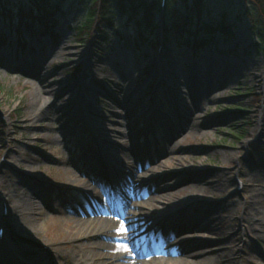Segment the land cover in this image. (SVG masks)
I'll list each match as a JSON object with an SVG mask.
<instances>
[{
  "label": "rangeland",
  "instance_id": "1",
  "mask_svg": "<svg viewBox=\"0 0 264 264\" xmlns=\"http://www.w3.org/2000/svg\"><path fill=\"white\" fill-rule=\"evenodd\" d=\"M63 1L54 16L57 37L24 26L23 50L14 32L17 24L0 19L6 38L0 49L11 54L8 64L0 54V227L5 229L0 264H38L24 256L25 248L53 255L46 264H59L58 253L81 264L86 250L77 245L78 228L70 226L87 215L98 217L99 226L108 219L120 222L118 217L132 223L128 234L136 254L130 251L129 264H168L170 257L181 255L163 254L162 249L195 238L205 241L208 254L221 256L222 264L228 259L235 264H264V54L255 48L244 13L249 3L205 0V21L216 27L225 18L234 37L217 33L210 43L195 48L164 37L159 12L154 14L157 27L144 32L147 40L138 37V26L125 16L113 27L95 18L91 35L80 38L78 27L85 23L92 0ZM188 1L192 6L194 0ZM185 3L178 0L175 8L186 12ZM20 4L28 12L32 8L30 0ZM64 41L66 48L50 57ZM26 55L29 62L23 58ZM220 57L224 61L217 66L219 72L226 73L233 62L236 67L250 63L258 69L250 74L241 68L242 75L216 93L196 96L195 76ZM181 102L185 109L179 108ZM84 108L91 111L88 119ZM80 142L97 151L107 143L113 151L104 160L83 157L76 152ZM256 148L262 152L256 154ZM110 155L127 157L128 162L116 166L118 177L113 173L109 178L111 192L105 169ZM133 172L136 190L130 197L131 185L125 181L130 177L132 181ZM178 178L190 183L198 178L200 190L207 183L211 192L220 180L231 181L214 195L193 196L201 208L216 209L215 216L199 222L206 228L187 220L183 227L177 220L160 231L164 224L158 217L183 207L190 191L173 193L166 201V193L153 190ZM16 184L35 200L38 214L33 222L5 208L6 194ZM90 231L91 242L107 238ZM187 233L197 236L181 238ZM208 260L203 264H210Z\"/></svg>",
  "mask_w": 264,
  "mask_h": 264
},
{
  "label": "bare ground",
  "instance_id": "2",
  "mask_svg": "<svg viewBox=\"0 0 264 264\" xmlns=\"http://www.w3.org/2000/svg\"><path fill=\"white\" fill-rule=\"evenodd\" d=\"M67 46V42H63L62 44H60L56 50H53L54 53L50 54V57H57V52H60L62 49L66 48ZM39 51H37L38 53ZM0 54L3 56V59L6 61V64L9 63L10 61V53L0 49ZM206 55V54H204ZM41 60H44L45 55L41 54ZM207 56V55H206ZM25 59H27V55L25 57H23ZM33 59V58H32ZM29 59H27V62ZM35 60V59H33ZM202 60H206L205 57L202 58ZM216 61H218L217 63H213L212 65L208 66L207 68L202 67V69L197 73V75L195 76L194 79H196V84H194V89L196 93V96L201 97L203 94L202 93H212L214 91V93H216L219 90L218 89L220 86L225 85V83L232 79L233 77H239L241 76V68L245 69V70H249L250 74L256 73V70L258 69L256 66H254L253 64H243L239 65L236 67V64H231L230 67L226 70V73L224 72H219L220 70H218L217 66L218 64H220L222 61H224V58L220 57V58H215ZM214 60V61H215ZM21 65L24 64V62H20ZM226 64V63H225ZM221 67V66H220ZM92 75V74H91ZM93 76V75H92ZM120 87V86H119ZM120 88H116V92L119 91ZM216 90V91H215ZM108 91H111L110 89H108ZM37 90L34 91V93H36ZM206 94V95H207ZM35 96V94H34ZM75 96V95H74ZM77 95L75 96V98L77 99ZM79 98V97H78ZM81 98V96H80ZM85 99L81 100V103L84 102ZM86 105V103H85ZM180 109H185V105L183 104V102H181L179 105ZM87 107V106H86ZM89 108V106L87 107ZM90 110V109H89ZM43 111V108H42ZM91 112V111H90ZM49 127V126H48ZM51 127V126H50ZM81 141V140H80ZM102 150L97 151L96 148L91 145L90 143H78L76 146V152L83 155V157H96L97 159L101 158L102 160L107 158V153L109 151V153L111 151H113V148L110 147L109 144L107 143H102L101 146ZM108 153V155H109ZM100 154V155H99ZM104 155V156H103ZM127 157H123V156H109L108 161H109V167H105L106 171H107V177H108V190L111 192L113 191V189L111 190V176H113V173H116V177H118L120 175V173L116 172V166L122 163L128 164V162L126 161ZM107 162V161H106ZM108 164V163H107ZM138 167H141V165H139ZM132 176V181H131V177H130V181H125L126 185H131V187L129 189H127V193L128 195L133 194V192H135V188L136 185L133 184V178L136 177L137 175L135 174V172H133L131 174ZM134 176V177H133ZM74 179V178H73ZM72 179V180H73ZM120 179V183L122 182V178H117ZM74 180H77V178H75ZM82 180V179H81ZM195 182L190 183L188 180H185V178H178L177 181L174 184H170L167 183L164 185L163 184H158L155 188H154V193H166V197L165 200L168 201V197L173 194V193H183L185 191H190V195L189 198L186 200V204L183 207H180V209H177V211L175 212H170L167 213L165 215H162L161 217L157 216L159 218V220H161V224H164V228H160V229H156V230H160L162 232L163 229L165 228H169L167 227L168 225H170V223H172L173 221H177L180 224H182V226L184 227V223H186L187 221H193L194 223H196L197 226H199V222H203L207 216H215L217 214L215 207L213 206H204V208H201L199 205V202L197 201V203L193 200V196L195 195H199V194H204L203 196H206L207 192H210L209 194H215L214 191H223L224 188H226L229 184H230V180L229 182L220 180V183H216L214 185H212V189L214 191H210L209 188H207V183L205 184V186L200 190V184H201V180H198V178H196L194 180ZM199 181V182H198ZM83 183V182H82ZM84 184V183H83ZM84 186H87V183L84 184ZM84 187V188H85ZM172 192V193H171ZM32 197H27L25 191H22L18 188V184H16V188L13 190V188H11L8 191V194H6V200H7V204L9 207L12 208V210H14L15 212L19 213V218L24 219V218H28V220H32L35 221V217L34 215L37 216V212H36V206H35V200L31 199ZM41 198V196H40ZM128 199V198H127ZM169 203H165V205L167 206ZM172 205H174L172 203ZM171 205V206H172ZM201 210H200V208ZM88 208V207H87ZM88 211H90V209H87ZM78 211V210H76ZM77 213V212H76ZM87 212H83L81 211L80 214H85ZM184 214V219L181 220V215ZM156 218V217H155ZM180 219V220H179ZM98 217H90L87 215V218H79L74 220L73 224L70 226V228H74L77 227L78 231L76 234V239L80 240V242L77 244L79 248H84L86 250V252L84 253V261L83 262H88L87 264H106L107 262H109L110 264L114 263V264H129L130 261L128 260L129 255H130V251H126L124 248V245H117L115 243V240L113 239L114 237H116L117 235L121 236V237H129L130 234H128V232H120L117 233L115 231V229L117 227H120V222L116 221V220H112V219H108L106 221H103L101 223V225L99 226L98 223ZM198 223V224H197ZM97 224V226L95 225ZM152 224V223H150ZM150 224L148 222V226L150 227ZM186 225V224H185ZM154 226V223H153ZM97 227L99 229H97ZM200 227H205L204 226H199ZM96 230V232H101L102 234L106 235V240L104 241H100V242H91L89 240V235H90V230L91 229ZM178 228V227H177ZM11 229V226H10ZM150 230V229H149ZM149 230H147V233L149 232ZM173 233V232H170ZM146 234V233H145ZM174 234H176V232H174ZM190 233L188 234H184L181 235V238H185L186 236H189ZM190 236H197L196 234L190 235ZM195 238V237H192ZM84 240V241H83ZM18 248H21L19 245H17ZM208 247H206V243L205 241H201L199 238L198 239H194V240H188V241H180V243H173L172 246H170L169 248H164L162 249V253L163 254H170L171 256L173 255H181V256H174V258L169 259L168 264H172L174 263V261H178V264H203L206 260H208L209 262H211L210 264H222V257L221 256H215L213 255V251L212 254H208L211 253V250H207ZM25 253V257H30L33 260H35L38 264H46V262H48V259L50 260V258L53 256H50L47 254L46 250H41V251H33V250H28V248L23 249ZM63 253H58V255H60L59 258V264L60 259L61 260H66V264H77L74 263L72 260V257L70 255H66ZM184 256V257H183ZM215 256V257H213ZM54 257V256H53ZM217 257V258H216ZM4 259H6V257H3ZM207 258V259H206ZM7 260V259H6ZM228 263L226 264H235L234 261H232V259H228L227 260ZM83 262H81V264H83Z\"/></svg>",
  "mask_w": 264,
  "mask_h": 264
},
{
  "label": "trees",
  "instance_id": "3",
  "mask_svg": "<svg viewBox=\"0 0 264 264\" xmlns=\"http://www.w3.org/2000/svg\"><path fill=\"white\" fill-rule=\"evenodd\" d=\"M21 0H0V17L6 24H17L14 32L17 35L19 44L23 43L22 30L27 26L28 30H33L37 34L52 35L57 37L55 32L54 18L58 7L63 5V0H30L32 8L29 12L20 4ZM168 2L165 11V32L166 36L173 37L175 40H182L192 47L199 48L214 39L217 33L231 39L233 36L232 25L224 21L216 27L205 21V0H194L193 5L185 0L186 12L175 8V3ZM249 3L245 9V14L251 26L252 39L258 52L264 54V0H244ZM161 0L155 2L148 0H92L91 7L87 8L85 23L78 27L79 37L83 38L86 34L91 35L95 28V21L98 19L108 26H115L116 20L127 17L133 20L138 26V37L147 40L145 30L155 27L154 14L161 13ZM86 6V4H84ZM96 18V19H95ZM0 43L4 40L1 38ZM107 37V36H106ZM105 37V39H106ZM140 46V44H138Z\"/></svg>",
  "mask_w": 264,
  "mask_h": 264
},
{
  "label": "snow or ice",
  "instance_id": "4",
  "mask_svg": "<svg viewBox=\"0 0 264 264\" xmlns=\"http://www.w3.org/2000/svg\"><path fill=\"white\" fill-rule=\"evenodd\" d=\"M118 219L120 220V227H117L115 229V231L117 233L120 232H130L132 230V223L128 222L126 223V217H118ZM115 240V243L117 245H124V248L126 251H131L132 255H135V251L131 249V244L134 243V241L132 240L131 236L125 238V237H121L119 235H117L116 237L113 238Z\"/></svg>",
  "mask_w": 264,
  "mask_h": 264
}]
</instances>
